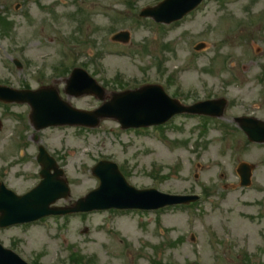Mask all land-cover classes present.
<instances>
[{
    "label": "rangeland",
    "instance_id": "1",
    "mask_svg": "<svg viewBox=\"0 0 264 264\" xmlns=\"http://www.w3.org/2000/svg\"><path fill=\"white\" fill-rule=\"evenodd\" d=\"M158 2L0 0V15L14 24L1 30L8 35L0 37L4 85L53 87L72 107L95 110L102 105L97 98L65 93L66 79L81 67L107 100L149 84L186 106L228 100L221 119L179 115L160 129L128 130L107 119L96 129L40 132L20 118L29 106L0 103V182L17 194L41 181L42 145L70 187L55 207L96 189L92 168L101 161L123 168L137 189L201 197L155 212L95 211L0 229V243L16 244L28 260L72 264L76 253L96 264H264V145L250 144L235 123L243 116L264 121V0H205L171 26L140 18L142 8ZM113 32H128L129 43L113 42ZM198 44L205 48L196 52ZM241 162L256 167L249 188L239 186Z\"/></svg>",
    "mask_w": 264,
    "mask_h": 264
},
{
    "label": "water",
    "instance_id": "2",
    "mask_svg": "<svg viewBox=\"0 0 264 264\" xmlns=\"http://www.w3.org/2000/svg\"><path fill=\"white\" fill-rule=\"evenodd\" d=\"M203 0H168L154 11L145 15L155 16L158 20L171 23L183 18L194 10ZM66 93L74 97L93 95L104 100L105 93L97 83L81 70H75L67 82ZM0 100L4 102L29 103L33 112L32 123L38 130L50 126H87L97 127L103 119L117 120L123 129L158 126L166 123L178 114H198L221 117L226 107L225 101H214L184 107L178 101L170 99L160 87H145L138 91L115 94L95 112H81L62 102L53 89L37 92H15L0 87ZM249 140L264 143V123L251 119H239ZM243 123V124H242ZM38 162L42 166V182L23 197L0 186V227L24 224L45 216L75 212H90L106 209H159L167 205L186 203L194 198L169 197L155 190L137 191L130 187L110 163H101L94 168L101 185L85 199L79 200L71 209H52L50 206L59 199L69 196L66 181L55 161L45 152L40 153ZM54 174L51 175V171ZM240 174L243 185L250 184L251 167L242 165ZM4 254L9 257H4ZM0 264H24L15 255L6 252L0 246Z\"/></svg>",
    "mask_w": 264,
    "mask_h": 264
}]
</instances>
